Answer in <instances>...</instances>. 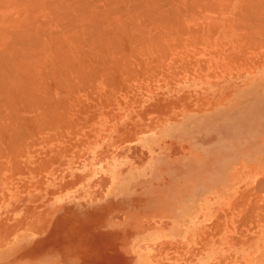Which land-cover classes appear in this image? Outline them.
<instances>
[{
    "label": "rangeland",
    "instance_id": "374dc122",
    "mask_svg": "<svg viewBox=\"0 0 264 264\" xmlns=\"http://www.w3.org/2000/svg\"><path fill=\"white\" fill-rule=\"evenodd\" d=\"M56 1L0 0V264H264V0Z\"/></svg>",
    "mask_w": 264,
    "mask_h": 264
},
{
    "label": "bare ground",
    "instance_id": "6f19581e",
    "mask_svg": "<svg viewBox=\"0 0 264 264\" xmlns=\"http://www.w3.org/2000/svg\"><path fill=\"white\" fill-rule=\"evenodd\" d=\"M57 1H58V0H57ZM57 1H56V2H57ZM83 1H84V0H83ZM73 2H74V1H73ZM73 2H72V3H73ZM84 2H85V1H84ZM84 2H83V3H84ZM137 2H138V1H137ZM44 3H45V2H44ZM53 3H55V2H53ZM58 3H59V2H58ZM60 3H61V1H60ZM77 3H78V2H77ZM77 3H75V4H77ZM75 4H74V6H75ZM78 4H79V3H78ZM136 4H137V3H136ZM28 5H29V4H28ZM67 6H68V5H67ZM77 6H78V5H77ZM140 7H141V6H140ZM27 8H28V7H27ZM27 8H26V9H27ZM66 8H67V7H66ZM68 8H69V7H68ZM79 8H80V7H79ZM96 8H97V7H96ZM137 8H138V7H137ZM69 9H70V8H69ZM135 9H136V8H135ZM77 10H78V9L75 10L76 13H77ZM80 10L82 11V9H80ZM137 10H138V9H137ZM57 11H58V10H57ZM94 11H95V10H94ZM139 11H140V10H139ZM261 11H262V10H261ZM55 12H56V11H55ZM69 12H70V11H69ZM79 12H80V11H79ZM130 12H131V11H130ZM133 12H135V11H133ZM59 13H60V12H59ZM94 13H95V12H94ZM136 13H138V12H136ZM80 14H82V13L80 12ZM80 14H79V15H80ZM141 14H142V13H141ZM68 15H69V14H67V16H68ZM133 15H135V14L133 13ZM142 15H143V14H142ZM144 15H145V14H144ZM71 16H72V15H71ZM80 16H81V15H80ZM80 16H79V17H80ZM91 16H92V15H91ZM138 16H140V15H138ZM73 17H74V15H73ZM77 17H78V16H77ZM94 17H95V16H94ZM57 19H58V18H57ZM72 19H73V18H72ZM108 19H110V18H108ZM79 20H80V19H79ZM83 20H84V19H83ZM85 20H87V19H85ZM113 20H114V19H113ZM122 20H123V19H121V22H122ZM27 21H28V20H27ZM49 21H50V20H48V22H49ZM72 21H74V20H72ZM44 22H45V21H44ZM44 22H43V23H44ZM118 22H119V21H118ZM46 23H47V22H46ZM58 23H59V22H58ZM122 23H123V22H122ZM124 23H125V22H124ZM124 23H123V24H124ZM127 23H128V22H127ZM28 24H29V23H28ZM73 24H74V23H73ZM111 24H112V23H111ZM136 24H137V23H136ZM46 25H47V24H46ZM43 26H44V25H43ZM69 26H70V25H69ZM113 26H114V24H113ZM26 27H27V26H26ZM47 27H48V26H47ZM94 27H95V26H94ZM108 27H109V26H108ZM48 28H49V27H48ZM68 28H69V27H68ZM73 28H74V27H73ZM89 28H90V27H89ZM41 29H42V28H41ZM120 29H121V28H120ZM45 30H46V28H45ZM80 30H81V29H80ZM89 30H90V29H89ZM29 31H30V30H29ZM32 31H33V30H32ZM70 31H71V30H70ZM96 31H97V30H96ZM127 32H128V31H127ZM26 33H28V32H26ZM67 33H68V32H67ZM103 34H104V33H103ZM109 34H110V33H109ZM25 35H26V34H25ZM32 35H33V34H32ZM34 35H35V34H34ZM71 35H72V34H71ZM96 35H97V34H96ZM43 36H44V35H43ZM69 36H70V35H69ZM23 37H26V36H23ZM30 37H31V36H30ZM72 37H73V36H72ZM33 38H34V37H33ZM74 38H75V37H74ZM78 38H79V37H78ZM76 39H77V38H76ZM64 40H65V39H64ZM62 41H63V40H62ZM36 42H37V41H36ZM64 42H65V41H64ZM33 43H34V42H33ZM47 43H48V42H47ZM22 44H24V43H22ZM52 44H53V43H52ZM27 45H28V43H27ZM27 45H26V46H27ZM57 45H58V44H57ZM98 45H99V44H98ZM22 46H24V45H22ZM44 47H45V46H44ZM22 48H24V47H22ZM41 48H42V47H41ZM55 48H56V47H55ZM4 49H5V48H4ZM25 49H26V47H25ZM46 49H47V48H46ZM53 49H54V48H53ZM59 49H60V48H59ZM96 49H97V48H96ZM23 50H24V49H23ZM27 50H29V49H27ZM48 50H49V49H48ZM42 51H44V50L42 49ZM42 51H41V52H42ZM59 51H60V50H58V51H56V52L59 53ZM8 52H9V51H8ZM36 52H37V51H36ZM38 52H39V51H38ZM47 52H48V51H47ZM24 53H25V52H24ZM33 53H34V52H33ZM33 53H32V54H33ZM39 53H40V52H39ZM39 53H38V54H39ZM27 54H28V53H27ZM38 54H35V56H38ZM53 54H55V53H53ZM53 54H52V55H53ZM22 55H24V54H22ZM45 55H46V54H45ZM59 55H60V53H59ZM5 56H6V54H5ZM33 56H34V55H33ZM33 56H32V57H33ZM41 56H42V55H41ZM53 56H54V55H53ZM2 57H3V55H2ZM8 57H9V56H8ZM51 57H52V56H51ZM24 58H25V57H24ZM26 58H28V57L26 56ZM55 58H56V57H55ZM1 59H2V58H1ZM6 59H7V58H6ZM10 59H11V58H10ZM45 59H46V58H45ZM25 60H26V59H25ZM0 61H1V60H0ZM44 61H45V60H44ZM8 62H10V61H8ZM23 62H24V61H23ZM48 62H49V61H48ZM0 63H1V62H0ZM34 63H35V62H34ZM17 64H18V63H17ZM24 64H25V63H24ZM28 64H29V62H28ZM14 66H15V65H14ZM29 66H30V65H29ZM1 67H3V66H1ZM9 67H10V66H9ZM22 67H23V66H22ZM24 67H25V66H24ZM3 68H4V67H3ZM19 69H20V67H19ZM12 70H13V69H12ZM22 70H24V68H23ZM22 70H21V71H22ZM10 72H11V71H10ZM10 72H9V73H10ZM1 73H2V72H1ZM11 73H12V72H11ZM24 73H25V72H24ZM26 73H27V72H26ZM7 74H8V73H7ZM0 75H1V74H0ZM8 75H9V74H8ZM10 75H11V74H10ZM17 75H18V73H17ZM19 75H20V74H19ZM22 75H23V74H22ZM22 75H21V76H22ZM5 76H6V75H5ZM1 77H2V76H1ZM2 78H4V77H2ZM2 78H1V79H2ZM17 78H18V77H17ZM1 79H0V80H1ZM11 79H12V78H11ZM19 80H20V79H19ZM2 81H4V80H2ZM5 81H7V80H5ZM11 81H12V80H11ZM9 82H10V81H9ZM14 82H15V80H14ZM19 82H20V81H19ZM3 83H4V82H3ZM6 83H8V82H6ZM24 83H25V82H24ZM13 85H14V84H13ZM22 85H24V84H22ZM8 86H9V85H8ZM22 87H25V86H22ZM1 88H3V87H1ZM1 88H0V89H1ZM8 89H9V88H8ZM24 89H25V88H24ZM3 90H4V89H3ZM22 90H23V89H22ZM14 91H15V90H14ZM18 91H19V90H18ZM23 91H25V90H23ZM23 91H22V92H23ZM12 92H13V91H12ZM19 92H20V91H19ZM22 92H21V93H22ZM0 93H1V92H0ZM24 93H25V92H24ZM9 94H10V93H9ZM0 95H2V97H3L4 94L2 93V94H0ZM25 96L27 97V95H25ZM25 96H24V97H25ZM26 97H25V98H26ZM5 98H6V97H5ZM0 100H1V99H0ZM5 101H7V100H5Z\"/></svg>",
    "mask_w": 264,
    "mask_h": 264
}]
</instances>
